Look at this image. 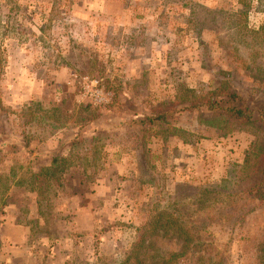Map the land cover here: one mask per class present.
I'll use <instances>...</instances> for the list:
<instances>
[{
	"label": "rangeland",
	"instance_id": "374dc122",
	"mask_svg": "<svg viewBox=\"0 0 264 264\" xmlns=\"http://www.w3.org/2000/svg\"><path fill=\"white\" fill-rule=\"evenodd\" d=\"M263 21L264 0H0V172L10 184L0 226L29 231L26 242L21 228L11 233L15 252L31 253L28 264H121L136 230L166 211L202 244L177 264H264V188L249 193L254 179L240 170L264 139V45L250 32ZM223 82L247 91L254 126L198 111L169 126L131 124L180 84L203 96ZM34 103L89 104L97 119L81 130L24 124ZM74 133L95 139L84 164L96 174L79 183L76 159L63 188L38 203L27 171L51 154L84 157ZM154 239L163 253L180 251L173 237Z\"/></svg>",
	"mask_w": 264,
	"mask_h": 264
},
{
	"label": "trees",
	"instance_id": "16d2710c",
	"mask_svg": "<svg viewBox=\"0 0 264 264\" xmlns=\"http://www.w3.org/2000/svg\"><path fill=\"white\" fill-rule=\"evenodd\" d=\"M241 3L243 5V1ZM250 32L255 39L264 45V21L256 31ZM2 64L3 59L0 55V70ZM107 82L110 83L109 80ZM119 87L114 88L113 85H110L109 89L119 90ZM178 87L179 92L172 100L159 103L152 109L150 116L134 119L131 124L135 127H140V131L146 126L155 125L156 122L160 123V125L169 126L175 122L176 119L174 118L179 113H191L194 111L219 116L227 125L254 126L257 123L253 119V112L248 104L247 91L239 93L228 82H223L219 87L203 96L197 95L193 89L188 88L184 84H180ZM61 103L62 105L65 104L64 101ZM62 105H53L49 110H45L40 103H34L25 107L19 117L27 125L41 123L47 129L70 125V127L72 126L78 130L83 129L97 119V114H95L94 109L89 104L79 105L72 112L64 109ZM170 118L172 119L170 120ZM72 127L71 129H73ZM261 129L264 131V125L261 126ZM31 138L29 133L23 134L22 147L24 149H28ZM92 140L95 139H86L81 133H74L72 147L79 151L85 150L84 157L80 158L78 156L80 155L79 152H72L68 157L51 154L47 166H41L38 170L27 171V187L36 196L38 203L42 200L47 201L48 195L53 193L51 192L53 188H63V178L72 168L71 165L76 159L83 162V168H81V172H78L82 177L79 183H83L85 179H90L96 174L95 171L87 174V166L84 164L88 161L87 157L89 152H91V149H87L86 144L96 145L94 144L95 141ZM91 154L96 159V153ZM75 155H77V158ZM240 170L247 172L246 176L254 179L248 185L249 193H252L253 189L257 187L264 188V139L257 145L255 151L245 156ZM73 173L72 171L71 177ZM4 177L6 179V176H3L0 172L1 194L6 193L10 187L8 183L2 184ZM14 186L22 187L23 183L15 182ZM136 231L135 240L121 264H177L179 259L191 257V254L195 255L198 253L197 250L202 245L199 244L198 239L195 240L194 233L175 214L166 211L155 213L144 227ZM167 236L173 237L180 242L181 248L179 252L163 253L156 247L154 237L165 238ZM198 260H201V258L198 257ZM193 261L197 262V260Z\"/></svg>",
	"mask_w": 264,
	"mask_h": 264
},
{
	"label": "crops",
	"instance_id": "0c3cea01",
	"mask_svg": "<svg viewBox=\"0 0 264 264\" xmlns=\"http://www.w3.org/2000/svg\"><path fill=\"white\" fill-rule=\"evenodd\" d=\"M13 220L7 219L4 224L0 226V242L7 244V249H4L6 251V255L4 253L0 254V264H28L32 261V258L34 257L31 255V253L27 252L26 250L22 249L19 254L15 252V250L12 248L11 243L14 241L15 235L11 236V233H15L16 231H20L23 233L24 237L22 239V242H26L29 236V231L26 228H23L22 226L18 227L19 230L16 228ZM14 246V245H13ZM10 253V254H9ZM20 255V256H18ZM33 256V257H32ZM19 257V258H18ZM22 261V262H21Z\"/></svg>",
	"mask_w": 264,
	"mask_h": 264
}]
</instances>
